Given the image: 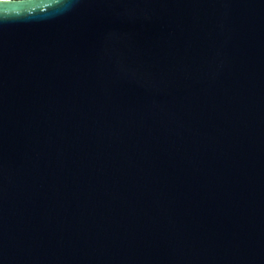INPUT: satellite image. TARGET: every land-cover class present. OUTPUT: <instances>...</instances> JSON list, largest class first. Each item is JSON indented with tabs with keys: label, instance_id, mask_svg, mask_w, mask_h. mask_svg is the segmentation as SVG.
<instances>
[{
	"label": "water",
	"instance_id": "1",
	"mask_svg": "<svg viewBox=\"0 0 264 264\" xmlns=\"http://www.w3.org/2000/svg\"><path fill=\"white\" fill-rule=\"evenodd\" d=\"M0 264H264V0H0Z\"/></svg>",
	"mask_w": 264,
	"mask_h": 264
}]
</instances>
